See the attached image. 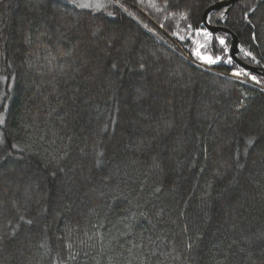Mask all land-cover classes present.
<instances>
[{"label": "trees", "instance_id": "obj_1", "mask_svg": "<svg viewBox=\"0 0 264 264\" xmlns=\"http://www.w3.org/2000/svg\"><path fill=\"white\" fill-rule=\"evenodd\" d=\"M83 1L0 0V264H264V94L197 35L219 0ZM207 20L264 69V0Z\"/></svg>", "mask_w": 264, "mask_h": 264}, {"label": "water", "instance_id": "obj_2", "mask_svg": "<svg viewBox=\"0 0 264 264\" xmlns=\"http://www.w3.org/2000/svg\"><path fill=\"white\" fill-rule=\"evenodd\" d=\"M237 0H219L216 3L209 6L202 14V22L205 29L212 33V35L217 34H225L230 37L229 45H228V56L232 59V62H234L239 68H241L245 73H250L255 76H260L264 78V69L259 67H254L249 64H246L245 62L241 61L238 57L239 54V48H238V39L237 37L228 29H226L223 26H216V25H210L208 23V15L212 12H217L221 10L222 8L228 7L229 5L235 3ZM122 11H124L126 14L127 12L121 8ZM129 16L136 21L139 25L141 23L137 21L133 16L129 14ZM143 26V25H141Z\"/></svg>", "mask_w": 264, "mask_h": 264}, {"label": "snow or ice", "instance_id": "obj_3", "mask_svg": "<svg viewBox=\"0 0 264 264\" xmlns=\"http://www.w3.org/2000/svg\"><path fill=\"white\" fill-rule=\"evenodd\" d=\"M78 6L79 7H83V8H88V7H91L92 5L89 4V3H81V4H78ZM95 6L96 7H103V5L101 3H97ZM197 35H202L206 42L211 41V39H212V33L207 31V30H203L202 32L200 30H198L197 31ZM217 39L219 40L220 45L224 46V51L227 52L228 49H227L225 40L223 38H220V37H217ZM203 46L204 45H201V44H199V42H197V50H195V54L198 56V58H200L201 60H203L204 62L209 63V64H214V63H216L217 61H219L221 59L219 56H217L215 59H213L210 56H201L200 52L198 51V49L200 47H203ZM245 55H250V53H245ZM225 62L231 64L232 63V59L229 58ZM242 74L243 75H247V73L243 72V70L234 72V75H237V76L242 75ZM251 79L256 81V77L255 76H252ZM257 82H259V81H257ZM3 122H4L3 117L0 116V124H2Z\"/></svg>", "mask_w": 264, "mask_h": 264}, {"label": "rangeland", "instance_id": "obj_4", "mask_svg": "<svg viewBox=\"0 0 264 264\" xmlns=\"http://www.w3.org/2000/svg\"><path fill=\"white\" fill-rule=\"evenodd\" d=\"M76 4L78 3V4H81V3H85L83 0H73ZM109 1V0H108ZM118 3L120 2L119 0H116ZM110 2V1H109ZM112 4H114L115 5V3H113V2H111ZM115 6H117V5H115ZM119 6L120 7H122L121 5H120V3H119ZM119 6H117V7H119ZM123 8V7H122ZM141 11V10H140ZM127 12V11H126ZM141 13L142 14H144V16L152 23V24H154V26L157 28V29H159V30H161V28L159 27V26H157L143 11H141ZM127 14H130V13H128L127 12ZM131 15V14H130ZM147 27V29H148V31L150 30V33H151V35L152 36H154V37H159V35L156 33V32H154V30H151L148 26H146ZM161 41V40H160ZM162 42V41H161ZM183 52V51H182ZM200 55L201 56H209L207 53H205V52H203V51H200ZM183 56H184V58L186 59V60H189V61H191V62H193V64H195L197 67H199V68H204V67H206V68H209L208 66H206V65H210L209 63H206V62H204L203 60H201L200 58L198 59V61L199 62H197V61H194V60H192L191 58H189L188 56H187V54L186 53H184L183 52ZM217 63V62H216ZM210 69V68H209ZM233 75H234V73H232ZM234 76H236V77H239V76H241V75H239V76H237V75H234ZM257 83V82H256ZM262 87H263V91H261L263 94H264V85H262V84H260ZM259 85V86H260ZM260 86V87H261Z\"/></svg>", "mask_w": 264, "mask_h": 264}, {"label": "built area", "instance_id": "obj_5", "mask_svg": "<svg viewBox=\"0 0 264 264\" xmlns=\"http://www.w3.org/2000/svg\"><path fill=\"white\" fill-rule=\"evenodd\" d=\"M227 78H230V79H232V80H235V81H238V82H240V83H244V84H248V85H251V86H253L254 88H256V89H258V90H260V91H263L262 89H263V87L259 84V83H256L255 81H253V80H250L249 78H247L246 76H239V77H236V76H234L232 73L230 74V75H227L226 76ZM261 87H260V86Z\"/></svg>", "mask_w": 264, "mask_h": 264}, {"label": "bare ground", "instance_id": "obj_6", "mask_svg": "<svg viewBox=\"0 0 264 264\" xmlns=\"http://www.w3.org/2000/svg\"><path fill=\"white\" fill-rule=\"evenodd\" d=\"M110 2H113V3H115V5H117V6H119V3L116 1V0H109ZM120 7V6H119ZM146 29H147V27L146 26H144ZM150 31V30H149ZM161 40V39H160Z\"/></svg>", "mask_w": 264, "mask_h": 264}]
</instances>
